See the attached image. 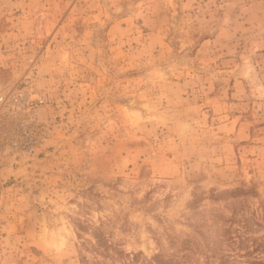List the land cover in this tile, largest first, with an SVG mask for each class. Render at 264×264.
I'll return each mask as SVG.
<instances>
[{
	"label": "rangeland",
	"instance_id": "obj_1",
	"mask_svg": "<svg viewBox=\"0 0 264 264\" xmlns=\"http://www.w3.org/2000/svg\"><path fill=\"white\" fill-rule=\"evenodd\" d=\"M18 89L0 264H264V0H0Z\"/></svg>",
	"mask_w": 264,
	"mask_h": 264
},
{
	"label": "built area",
	"instance_id": "obj_2",
	"mask_svg": "<svg viewBox=\"0 0 264 264\" xmlns=\"http://www.w3.org/2000/svg\"><path fill=\"white\" fill-rule=\"evenodd\" d=\"M31 95L26 89L0 94V105L9 112L4 118L9 125L3 126L0 154L33 152L47 135L39 121V106L44 102V96L32 98Z\"/></svg>",
	"mask_w": 264,
	"mask_h": 264
},
{
	"label": "trees",
	"instance_id": "obj_3",
	"mask_svg": "<svg viewBox=\"0 0 264 264\" xmlns=\"http://www.w3.org/2000/svg\"><path fill=\"white\" fill-rule=\"evenodd\" d=\"M155 264H185L184 261L176 259L174 257H169V259L162 258V254L159 253L154 259Z\"/></svg>",
	"mask_w": 264,
	"mask_h": 264
}]
</instances>
